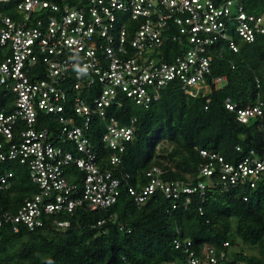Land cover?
<instances>
[{
    "label": "built area",
    "instance_id": "2783aa9c",
    "mask_svg": "<svg viewBox=\"0 0 264 264\" xmlns=\"http://www.w3.org/2000/svg\"><path fill=\"white\" fill-rule=\"evenodd\" d=\"M245 3L246 0H0V4L13 5L22 17L17 20L0 11V97L7 92L14 97L12 104L0 99L7 107V111L0 110V162L17 159L27 166L30 180L39 188L17 213L0 209V226L11 224L17 231V224H23L34 230L44 225V215L71 213L77 207L94 211L115 203L120 180L99 166L86 137L92 117L105 121L100 138L111 149L110 162L119 164V154L133 134L135 119L121 126L113 117H107V109L121 107V94L146 106L158 100L159 89L177 79L185 94L207 96L211 91L207 80L212 63L210 47L222 39L237 51L228 37V28L232 26L247 43L264 36V12H249ZM183 40L188 44L185 52L171 62L165 61L160 54L163 44ZM224 79L216 77L212 83L218 85ZM93 87L97 94L89 107L80 95ZM71 91L76 93L69 106L74 116H64ZM224 105L236 112L240 123L264 115V100L260 98L244 107L227 98ZM39 111L59 115L60 125L37 129L34 123ZM18 118L27 122V128L17 126ZM14 125L18 132L13 136ZM262 150L259 156L249 151L243 161L235 164L201 150L209 162L199 172L211 177L216 163L220 177L217 184L227 189L247 177L253 187L264 177V146ZM71 165L83 173L80 188L65 177L64 169ZM160 175L161 170L153 168L147 173L150 181L143 189L129 190L135 202L144 203L156 190L169 198L178 197L180 191L194 190L182 189L178 182H164ZM12 177L9 171L0 175V193ZM198 187L203 189L204 184L198 183ZM54 223L60 229L70 225L62 219ZM175 245L183 252L182 264H248L233 261L224 250L211 246H205L203 256H199L191 241H176Z\"/></svg>",
    "mask_w": 264,
    "mask_h": 264
},
{
    "label": "trees",
    "instance_id": "16d2710c",
    "mask_svg": "<svg viewBox=\"0 0 264 264\" xmlns=\"http://www.w3.org/2000/svg\"><path fill=\"white\" fill-rule=\"evenodd\" d=\"M245 4L249 12H264V0H246ZM0 11L17 20L22 18L13 5L0 4ZM227 34L237 51L222 39L210 47L212 63L207 80L211 91L207 96L185 94L177 79L159 89L158 100L146 106L121 94V107L107 109V117L121 126L135 119L119 164L110 162L111 149L100 138L105 121L92 117L86 137L99 166L120 180L115 203L94 211L77 207L71 213L44 215V225L34 230L17 224L15 231L11 224H3L0 264H182L183 252L176 248V241H191L199 256H203L205 246H211L224 250L233 261L264 264V177L253 187L246 177L225 189L217 184L216 163L211 177L199 172L209 162L201 150L221 156L228 164L243 161L251 150L258 156L263 151L264 115L240 123L236 112L227 110L224 102L229 98L244 107L258 98L264 100V36L247 43L232 26ZM186 43L165 42L160 54L171 62L185 52ZM216 77L225 79L213 85ZM71 92L64 116H74L69 106L76 93ZM96 94L93 87L80 96L92 107ZM0 99L12 104L14 97L7 92ZM1 100L0 110L7 111ZM58 117L39 111L34 126H58ZM17 122L19 128H27L26 121L18 118ZM17 126H13V136ZM153 168L161 170L162 181L178 182L182 189L193 188V192L180 191L178 197L169 198L156 190L144 203L135 202L129 190L143 189ZM64 170L68 182L80 188L83 173L74 165ZM8 171L13 177L0 193V209L15 214L39 188L30 180L27 166L17 159L0 162V175ZM59 219L69 221V227L57 228L54 222Z\"/></svg>",
    "mask_w": 264,
    "mask_h": 264
}]
</instances>
